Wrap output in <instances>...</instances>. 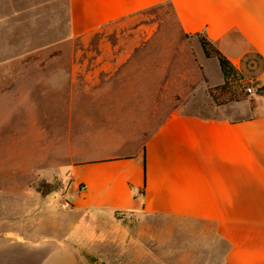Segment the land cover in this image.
<instances>
[{
    "label": "crops",
    "instance_id": "1",
    "mask_svg": "<svg viewBox=\"0 0 264 264\" xmlns=\"http://www.w3.org/2000/svg\"><path fill=\"white\" fill-rule=\"evenodd\" d=\"M164 5L170 6L182 40L194 45L188 55L203 87L218 88L226 79L218 59L206 57L197 34L214 44L242 81L264 91V0H66L65 23L48 24L52 38H44L34 20L47 41L35 48L25 49L33 38L19 41L0 31V66L9 51L20 49L22 61L114 24L128 26V33H148L155 23L138 19ZM96 53L95 80L60 82L71 89L95 88L96 103L103 106L86 113L76 109V118L70 108L66 135L73 139L67 140L70 158L62 168L75 209L83 213L77 232L91 239L101 232L103 219L120 228L133 219H160L170 223L162 229L176 231L175 244L154 242L161 254L147 249L144 264H264V93L204 115L186 105L182 85L161 77L181 69L177 57L184 58L183 52L114 47ZM166 55L172 59L159 61ZM170 88L176 92L170 94ZM85 93L71 91L72 107ZM122 120L128 127L115 132L120 136L115 144H106L112 134L107 122ZM99 140L104 143L87 147ZM81 183L87 190L75 197ZM186 229L191 240H184ZM77 260L74 248L61 247L43 264Z\"/></svg>",
    "mask_w": 264,
    "mask_h": 264
},
{
    "label": "rangeland",
    "instance_id": "2",
    "mask_svg": "<svg viewBox=\"0 0 264 264\" xmlns=\"http://www.w3.org/2000/svg\"><path fill=\"white\" fill-rule=\"evenodd\" d=\"M65 3L66 0H0V31L19 41L20 36L25 40L33 38V46L26 43L25 49L35 48L47 42L36 30L41 29L44 38L50 39L53 29L48 24L65 23ZM147 14L138 20L155 23L148 33H128V26L114 24L83 38L57 42L50 46L51 52L22 61L20 49L7 54L0 66V264H43L61 247L76 250L77 264H144L147 249L161 254V246L154 242L175 244L176 231L162 229L170 223L160 219H133L121 228L103 219L98 222L102 230L97 237L81 236L77 226L83 213L75 209L69 175L62 168L70 158L67 140L73 139L66 135L72 124L70 108L76 118V109L82 108L86 113L103 106L96 103L95 88L71 89L60 82L95 80L98 49L137 47L165 50L166 54L183 52L185 57L178 56L177 60L184 73L180 69L161 73V77L184 87L185 102L191 111L210 115L218 112V106L247 99L245 88L249 82L242 81L233 70L224 85L203 87L198 69L191 65L188 55L194 45L188 39L182 40L169 5ZM34 20L40 29L34 27ZM169 56L159 57V61H170ZM181 60L184 67H180ZM22 63L28 66L20 70ZM71 91L86 92L76 97L73 107ZM173 92L176 89L170 88V94ZM262 93L263 89H259L258 94ZM50 97L55 103L49 104ZM104 108L113 111V105ZM128 123L107 122V131L110 129L112 134L106 137V144H115L120 137L115 132L127 128ZM103 143L92 141L87 147ZM192 236L191 229H186L184 240H191ZM134 257L136 260H132Z\"/></svg>",
    "mask_w": 264,
    "mask_h": 264
},
{
    "label": "trees",
    "instance_id": "3",
    "mask_svg": "<svg viewBox=\"0 0 264 264\" xmlns=\"http://www.w3.org/2000/svg\"><path fill=\"white\" fill-rule=\"evenodd\" d=\"M201 47L207 58H217L226 81L229 79L230 71H236L232 64L216 49L214 44L202 34H197Z\"/></svg>",
    "mask_w": 264,
    "mask_h": 264
},
{
    "label": "built area",
    "instance_id": "4",
    "mask_svg": "<svg viewBox=\"0 0 264 264\" xmlns=\"http://www.w3.org/2000/svg\"><path fill=\"white\" fill-rule=\"evenodd\" d=\"M245 92L249 96H256L259 93V88L249 83L245 88ZM86 190L87 186L84 183L78 184L74 190L75 197H81Z\"/></svg>",
    "mask_w": 264,
    "mask_h": 264
}]
</instances>
